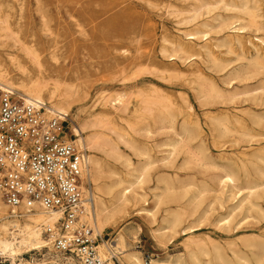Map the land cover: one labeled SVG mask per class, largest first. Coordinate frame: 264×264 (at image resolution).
I'll use <instances>...</instances> for the list:
<instances>
[{
    "label": "bare ground",
    "instance_id": "obj_1",
    "mask_svg": "<svg viewBox=\"0 0 264 264\" xmlns=\"http://www.w3.org/2000/svg\"><path fill=\"white\" fill-rule=\"evenodd\" d=\"M9 1L3 0V4ZM78 1L80 0H75V3L78 4ZM178 1L179 5L173 7L172 14L175 15V24L181 29L177 30V34L167 31L159 35L161 40L159 55L163 59L170 63L178 62L183 66L198 59L209 65L208 70L214 73H223L228 65L219 59L218 54H214L212 48L223 47L231 53L236 49H245L248 43L254 48V62L249 63V66L245 68L237 67L226 72L222 76V84L229 87L233 81H239L241 78L259 73L263 68L259 60L261 59L260 52L264 50V38H256L255 41L258 44H254L251 39H246L247 41L243 39L250 30L259 32L264 28L261 17L256 13L258 0ZM13 2L15 3L17 0ZM50 4V0H36L35 11L41 36L33 39L29 44L25 42L21 44V57L24 61L15 58V55L14 57L7 55L9 67H13L20 76L17 78L11 76L12 72L8 66L0 61V90L9 91L26 103H33L35 106L38 103L43 105L46 119L58 117L67 119L72 111V105L76 102L74 87H66L59 82L49 83L43 75L44 68L40 62L42 53L39 55L38 51L48 53L49 58L56 63V55L59 51L56 39L60 37L73 39L78 31L61 34L53 32L50 27L51 19L45 9ZM94 4L105 7L109 3L96 0ZM104 7L97 12L89 7L81 6L78 9L74 7L67 10L65 15L68 18L82 15L89 22L106 16L103 21L94 26L90 33H81V31L78 32V35L94 42L108 41L114 39L118 31L126 32L123 30L127 26L123 28L118 19L108 17V12ZM22 9L20 7L19 12ZM9 16L10 14L0 7V28L3 31H7L10 27ZM131 28L132 26H130ZM130 29L128 28L127 32ZM8 33L10 34V32ZM220 33L225 34L222 38L214 40L218 43L210 45L209 41L213 40L211 36ZM118 34L120 33L118 32ZM154 36H157L156 33ZM122 37L118 38L123 39ZM246 38L248 37L246 36ZM16 44L20 45L18 41L14 40L12 47H16ZM25 60L30 66L37 69L34 77L30 76V71L24 64ZM130 61V63L129 61L128 64L126 63L127 65L124 64L126 66L121 67L123 63L119 62L112 67L114 69L119 67L120 73L123 74L126 69L139 63L136 59ZM141 65L146 67V64L142 63ZM198 66L200 65L198 64ZM173 68L174 70L171 71L170 68L165 67L160 79L169 82L184 80V84L189 86L188 89L193 92V97L203 108L227 106L233 103L238 95L232 86L231 90L220 87L203 70L202 72L199 69L191 70L190 68L186 75L176 71L180 68L175 66ZM138 71L140 69H137L136 73L128 78L119 79L121 83H131L129 91L122 90L113 95L99 93L90 106L93 109L92 112H96L94 111L96 109L98 113L89 112L84 119H76L79 117L76 114V125L73 124L74 126L71 128V138L63 139L67 143L74 144L80 150L91 151V154L85 156L82 174L83 177L86 174L89 180L95 183V195L93 196V210L91 213L88 210H83L82 221H88L93 233L100 237L101 233L111 229L119 219L130 213L147 220H153L156 214L163 213L160 227L153 231L155 239L164 244L165 242L169 243L175 235L185 236L182 239L183 253L176 257L168 256L161 260L151 261L150 264H264V239L243 243L241 248H236L233 244L235 248L230 250L231 255L229 256L212 242L206 244L193 237V233L197 231L196 223L199 222V219L195 218L196 201L211 191V183H216L222 197L225 193H229L231 199L243 196L239 202L241 209L246 205L254 208L258 204L253 201V198L264 186V171L257 167L251 170L252 156L249 158V154L240 152L242 157L237 159L218 154V159L222 163L220 166L213 163L207 164V167L218 171L217 175L208 178L209 182L198 186L190 175L184 179L181 178L176 170L190 171L196 166L204 167L206 165L204 164L205 158H210L205 154L209 148L202 135L201 124L197 120L198 117H195L192 106L188 103L185 104V99L184 105H178L157 87H140L149 80L141 77L142 73ZM145 71L147 70L145 69ZM185 77L188 78L185 79ZM81 107L85 106L81 105ZM204 117L212 147L216 150L224 149L228 144H232L233 141L230 142L227 138L233 135L247 138L250 142L260 137L258 133H255V129L253 130L246 124L247 122L242 116L233 114L229 110L219 116H210L208 112ZM256 118L258 124L264 119L260 115H257ZM156 135L165 138L149 143ZM134 136L141 137L144 141L140 142ZM120 146L130 154L122 153ZM162 148L166 149L164 152H160L164 153V156L157 160L153 159V150ZM98 155H101L102 158ZM178 159L181 161L180 167L176 165ZM107 160H112L114 165H109ZM158 162L161 164L159 168L156 166ZM117 165L118 167H116ZM167 170H173V173L168 174ZM147 196H149L148 200H150L151 206L144 208L147 206L145 204ZM186 199L188 200L185 201ZM7 208L0 198V258L6 259L10 264H19L18 262L23 261L21 257L24 255L45 251L43 258L49 260L50 264H78L71 257L53 253L50 242L43 236V226L52 224L55 217L45 216L37 207L25 211L12 209V212H9ZM231 211L227 216L217 221L218 227H230L233 220ZM122 246L121 235H117L111 245H107L104 240L98 242L97 254L100 261L103 264H115L112 259L120 255L116 259L117 264H141L136 253L122 255ZM42 263L43 260H36L25 264Z\"/></svg>",
    "mask_w": 264,
    "mask_h": 264
},
{
    "label": "rangeland",
    "instance_id": "obj_2",
    "mask_svg": "<svg viewBox=\"0 0 264 264\" xmlns=\"http://www.w3.org/2000/svg\"><path fill=\"white\" fill-rule=\"evenodd\" d=\"M13 1L10 0L8 3L3 4V0H0L1 9H4L7 13L10 14L8 20L10 23L9 29L7 31H3L0 28V61L3 64L5 63L6 66H8V68L12 72L10 75L14 78H17L20 75L19 73H17V71H15L13 67H9L7 55L9 54L12 57H14L15 55V58L19 59L20 61H24L21 57V44L24 42L29 44V42L33 39L39 38V36H41V33L39 31L37 14L35 11L36 0H17V2L15 3ZM50 1L52 5H48V7H46L45 9H47V13L51 19L50 27H52L51 29H53L52 31L55 33L61 34L64 32H75V30L78 32L82 31L81 33H90L94 29V26L96 24L106 18L105 16L102 18L94 19L93 21L89 22L82 15L73 16V18H68L65 15L67 10L72 9L74 7L78 9L81 6H83V8L89 7L93 11L97 12L100 8H103L104 6H96L94 4L96 0H80L78 1V4L75 3V0ZM103 1L109 3L107 4V6L104 7L106 12H108L107 16L114 17L116 18V20L118 19L120 24L123 25V28L127 26L123 30H126V32L121 33V31H118L120 34H118L117 32L116 37L108 41H90L87 40V38L79 36L78 32H76L73 39L63 37L57 38L56 41L58 44L59 51H57L56 63H54L49 58L48 53H43L41 50L38 51L39 55L42 53L40 55V62L43 65V75L44 77H46L47 81L49 83L59 82L64 84L66 87H74L73 90L75 92L76 102L72 105V113L70 112L68 118L66 119L67 129L64 130L63 134H61V138L64 140L65 138H71V128L76 125V114H78L79 116L76 119H84L87 117V114L89 112L98 113L96 109H94V111L96 112H92L93 109L90 106L99 93L104 92V94L113 95L115 93H118V91H129L131 83H121L120 80L134 75L136 73L135 71H137V69H140V71L138 72L142 73L141 77L149 80V82L144 84V86L140 87H157V89H161V91H163L165 95H167L168 97L170 96V99L178 105H184L185 99V104L188 103L190 106H192V108L194 109L193 113L195 117L199 118H197V120L201 124V128L203 131L202 135L206 139V144L209 148L208 152L205 154L209 155L210 158H205L204 164L206 165L204 167L196 166L190 171H186L184 169L176 170L181 178L184 179V177L190 175L192 178H194V182L196 185H202L203 183H206L208 181L209 177L218 174L217 169L215 170L207 167V164L211 163L215 164L216 166L222 165L221 161L218 159V154H224L227 158L237 159L242 157L240 155V152H246L247 154H249V158L250 156H252L251 160L253 164H251L250 166L251 170L254 169V167H257L264 171V119L261 120V122L258 124L256 118L257 115L264 117V50H261L260 52L261 59L259 61L263 68L259 71V73L256 75H249L246 78H241L239 81H233L232 85L227 87L222 84V76L226 72L237 67L245 68L249 66V63H253L255 60L254 48L248 45V43L246 44L245 49H236L234 52L231 53H229L223 47L212 48L214 54H218L217 56L219 57V59H221L228 65L227 69L223 73H214L208 70L207 67H209V65L205 64L203 61L198 59L184 66L180 65V63L178 62L170 63L159 55V48L161 46V40L159 39V35L167 31L171 34H177V30L181 29L175 24V15L172 14L173 7L179 5L178 0ZM258 1V9L256 13L261 17V21L264 23V0ZM20 7L23 8L21 12H19L18 10ZM75 21L78 22L76 23ZM130 23L131 25H129ZM130 26H132L131 29ZM128 28L130 29V31L128 30L127 32ZM8 32H10V34ZM155 33L157 35L156 37L154 36ZM224 34L225 33H220L218 35L213 34L211 36L213 40L209 41V44L211 45L218 43V41L214 40L222 38ZM135 35L137 36L135 37ZM121 36H123V39L118 38ZM246 36L248 38H246ZM11 37H13V39H11ZM261 37L264 38V28L259 32H254V30H250L243 39L244 41L246 39H251L254 44H258L255 39ZM14 40L18 41L20 45L16 44V47H12L14 45ZM127 52L130 53L128 54ZM132 59L138 60L139 63L141 62L140 64L138 63V65H140L139 68L136 64L134 65V67L131 66L126 69L125 73L123 74L120 73L121 70L119 71V67L115 69L113 68L114 64L119 62L123 63L121 67L126 66L128 64V61L130 63V60ZM142 63L143 65L146 64V67H143L141 65ZM196 63H198L200 66H198V64ZM24 64L26 65V67H28L30 71V76L34 77L36 75L37 69L30 66L26 60ZM141 66L143 67V69H141ZM174 66L181 69L180 70L176 68V71H180L181 73L186 75L188 69L190 70V68L191 70H203L204 73L214 79V81L220 87L224 88L225 90H231L232 86L233 89H236V93L238 95L234 99L233 103L227 106H217L218 108H203L193 97V92L188 89L189 86L184 84V80H172L169 82L160 79L161 73L164 71L165 67H168L171 71H173ZM145 69L147 71H145ZM187 78L188 77H185V79ZM166 91L171 94H168ZM81 105L85 107H81ZM228 110L233 114L242 116L244 120H246V124L253 130L255 129V133H258L260 137L250 142L247 138H242L238 135H233L232 137L227 138L228 141H233L232 144H228L227 147L221 150L214 149L212 147L210 134L205 123L206 119L204 115L205 113L209 112L210 116H219L221 114L227 113ZM134 138L140 142L144 141L141 137L134 136ZM164 138V136L156 135L154 136L152 141H149V143L158 142L163 140ZM120 149L122 153L128 155L130 154L122 146H120ZM165 150V148L154 149L152 152L153 159H160L162 156H164V153L160 152H164ZM88 154H91V151L89 152V150L87 149V152H85V156H88ZM98 157L102 158L101 155H98ZM133 160L135 159L133 158ZM177 162V167H180L181 161L178 159ZM107 163L111 166L114 165L112 160H107ZM156 166L159 168L161 164L158 162ZM116 167H118V165ZM167 172L168 174H172L173 170H167ZM90 182L92 184L93 193L95 195V183L92 181ZM210 189V192L205 193L201 197V199L196 201L195 218L199 219L198 223L200 224L196 223L197 231L193 233V237L195 239H200V241L206 244H210L209 242H212V244L219 247L220 250L225 251L229 256L231 255V249H234L235 247L241 248L243 243H252V241L264 239V186L253 198V201L257 203L258 206L250 208L246 205L243 209H241L242 207H239V202L243 198V196L242 198L240 196L236 199H231L229 193H225V195H223L222 197L220 195L221 191L218 190L216 183H211ZM145 190L147 191V189ZM148 199L149 196H147V199L145 201V204H147V206H144V208H149L151 206L150 200ZM187 200L188 199H186L185 201ZM232 208L233 211H231ZM7 209L10 212V209ZM230 211L232 212L231 214L233 216V220L230 227H218L217 221L222 217L227 216ZM162 216L163 213H159L156 214L153 220H147L144 217L134 216L133 213H130L126 217L119 219L117 221V224H115V226H113L111 229H107L103 233H101V236L99 237L100 241L98 242L104 240L107 242V245H111V242L115 239V237L117 235H121L123 239L122 255L128 253H136L141 261V264H143V260L145 259H149L150 261H157L164 259L168 256L176 257L179 254L183 253L182 239H184L185 236L175 235L169 243H159L158 240L155 239L156 237L154 236L153 231L160 227ZM209 237L212 239H210ZM233 244L235 245V247H233ZM45 253V251L34 253L32 252L31 255L28 254L21 257L23 261L18 263L25 264L26 262L43 260L42 264H48L49 260H45L43 258V255ZM119 257L120 255L116 256L113 260L115 264H117L116 259H118ZM0 260L3 261V264H10V262H8L6 259L0 258Z\"/></svg>",
    "mask_w": 264,
    "mask_h": 264
},
{
    "label": "built area",
    "instance_id": "obj_3",
    "mask_svg": "<svg viewBox=\"0 0 264 264\" xmlns=\"http://www.w3.org/2000/svg\"><path fill=\"white\" fill-rule=\"evenodd\" d=\"M43 107L0 90V198L10 212L37 207L55 217L42 230L53 253L78 264H103L97 254L100 238L81 219L83 210L92 212L94 196L82 174L85 151L61 138L67 120L46 119Z\"/></svg>",
    "mask_w": 264,
    "mask_h": 264
}]
</instances>
